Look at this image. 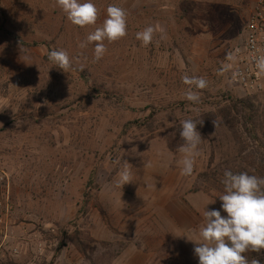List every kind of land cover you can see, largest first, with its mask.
Masks as SVG:
<instances>
[{
	"label": "rangeland",
	"instance_id": "rangeland-1",
	"mask_svg": "<svg viewBox=\"0 0 264 264\" xmlns=\"http://www.w3.org/2000/svg\"><path fill=\"white\" fill-rule=\"evenodd\" d=\"M92 2L97 23L82 28L45 0H0V177L12 206L0 264H199L188 239H199L205 207L227 215L225 170L264 177V94L228 81L252 0H115L127 35L105 41L99 61L95 43L79 47L106 18V1ZM149 25L143 46L136 33ZM59 49L68 73L48 59ZM184 75L207 80L193 89L199 103L185 98ZM242 99L253 114L228 116ZM188 118L204 122L183 176ZM125 161L133 182L121 188ZM250 253L264 264V250Z\"/></svg>",
	"mask_w": 264,
	"mask_h": 264
},
{
	"label": "clouds",
	"instance_id": "clouds-1",
	"mask_svg": "<svg viewBox=\"0 0 264 264\" xmlns=\"http://www.w3.org/2000/svg\"><path fill=\"white\" fill-rule=\"evenodd\" d=\"M55 5L66 14L73 25L83 28L97 23L99 9L92 0H55ZM106 13L102 25L96 27L87 35L86 40L79 44V47L85 48L88 44L95 43L96 61L103 58L107 51L105 41L112 43L127 35V11L122 7L109 5ZM155 31L156 29L149 25L136 33V39L141 41L143 46H148L153 42ZM48 59L65 73L72 68L69 53L64 49L50 51ZM255 66L260 74H264V56L256 59ZM182 81L188 86L184 93L185 98L199 103L200 95L193 89H205L208 86L207 80L203 77L184 75ZM203 122H197L193 118L180 122L179 135L184 144L178 150L183 154V176H190L194 171L196 157L199 155L198 146L202 141L197 125H203ZM212 123L215 128L218 126L217 120L214 119ZM132 167L125 161L117 173V184L121 188L133 182ZM223 177L224 191L219 195V200L222 201L221 209L227 215L223 216L217 209L206 210L205 207L204 223L198 232L199 239H187L195 244L193 251L199 264H261V260L255 257L249 261L245 253H260L264 250V177L250 175L248 172L233 173L231 170H225ZM210 203H215V200Z\"/></svg>",
	"mask_w": 264,
	"mask_h": 264
},
{
	"label": "built area",
	"instance_id": "built-area-1",
	"mask_svg": "<svg viewBox=\"0 0 264 264\" xmlns=\"http://www.w3.org/2000/svg\"><path fill=\"white\" fill-rule=\"evenodd\" d=\"M252 5L242 31V42L232 50L228 72L229 83L246 95L264 94V74H260L255 66L256 59L264 56V0H252ZM2 181L4 179L0 177V185ZM1 187L0 197L3 199L0 198V224L6 228V221L12 210L8 181ZM5 238L6 235L1 240L0 249L4 246ZM12 252L17 255L18 246Z\"/></svg>",
	"mask_w": 264,
	"mask_h": 264
},
{
	"label": "trees",
	"instance_id": "trees-1",
	"mask_svg": "<svg viewBox=\"0 0 264 264\" xmlns=\"http://www.w3.org/2000/svg\"><path fill=\"white\" fill-rule=\"evenodd\" d=\"M104 1H106L107 5H110V4L114 5L115 0H113V2H111V0H104ZM81 2H84V1H81ZM93 3L95 4V2H93ZM45 6H47L46 9H48V10L50 9V7H55L56 6L55 0H45ZM56 8L61 10L58 6H56ZM54 11H56V10H54ZM35 44H37V43H35ZM231 102H232V106H230V110L228 111V114H227L228 116H230V114L234 111V112H236V114L243 113L244 114L243 118L246 119V118H248V114L249 115L253 114V112L255 110V106L250 101H248L247 99L246 100H243V99L242 100H233ZM238 108H242V109L239 110ZM262 126L264 129V119L263 118H262ZM169 146L171 148H173L172 143H170V141H169ZM263 170H264V168L262 167V171ZM251 254H253V253H250V251L245 253V255L247 256L248 259L252 258Z\"/></svg>",
	"mask_w": 264,
	"mask_h": 264
}]
</instances>
